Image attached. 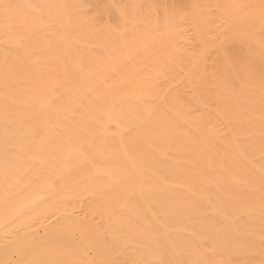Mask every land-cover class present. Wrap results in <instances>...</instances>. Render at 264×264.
Wrapping results in <instances>:
<instances>
[{
  "label": "bare ground",
  "instance_id": "bare-ground-1",
  "mask_svg": "<svg viewBox=\"0 0 264 264\" xmlns=\"http://www.w3.org/2000/svg\"><path fill=\"white\" fill-rule=\"evenodd\" d=\"M0 264H264V0H0Z\"/></svg>",
  "mask_w": 264,
  "mask_h": 264
}]
</instances>
